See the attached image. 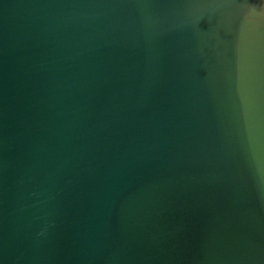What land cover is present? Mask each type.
<instances>
[{
	"label": "water",
	"instance_id": "obj_1",
	"mask_svg": "<svg viewBox=\"0 0 264 264\" xmlns=\"http://www.w3.org/2000/svg\"><path fill=\"white\" fill-rule=\"evenodd\" d=\"M0 264H264V0H0Z\"/></svg>",
	"mask_w": 264,
	"mask_h": 264
}]
</instances>
